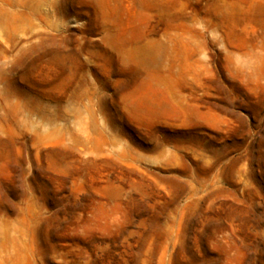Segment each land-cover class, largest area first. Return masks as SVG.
Returning a JSON list of instances; mask_svg holds the SVG:
<instances>
[{"label":"rangeland","instance_id":"374dc122","mask_svg":"<svg viewBox=\"0 0 264 264\" xmlns=\"http://www.w3.org/2000/svg\"><path fill=\"white\" fill-rule=\"evenodd\" d=\"M0 264H264V0H0Z\"/></svg>","mask_w":264,"mask_h":264}]
</instances>
